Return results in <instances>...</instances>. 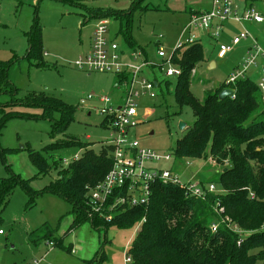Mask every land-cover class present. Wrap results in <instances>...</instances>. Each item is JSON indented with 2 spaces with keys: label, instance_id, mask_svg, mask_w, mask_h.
Segmentation results:
<instances>
[{
  "label": "rangeland",
  "instance_id": "1",
  "mask_svg": "<svg viewBox=\"0 0 264 264\" xmlns=\"http://www.w3.org/2000/svg\"><path fill=\"white\" fill-rule=\"evenodd\" d=\"M136 1L138 0H0V62L8 65L7 78H0V104L13 99L26 100L32 95H43L61 100L74 108L66 127L54 135V124L62 119L60 111L53 113L54 121H51L49 118L30 117L42 114L43 110L39 108H0V180L18 175L22 180H29L32 190L40 193L32 199L21 185H15L9 202L0 214V231H3L0 234V264H29L34 261L38 264H88L101 252L108 259V263L104 264H125L127 250L144 219L130 229H119L116 226H110L108 230L95 229L87 222L69 232L74 221L72 205L58 195L43 191L58 178L62 169L72 163L64 164L62 160L82 157L86 148L71 145L47 153L44 149L57 141L78 140L86 143L87 149L99 154L110 135L108 128L102 125L104 117L100 115V108L103 105L98 99L86 104H82V100L88 95L115 99L120 97L122 92L116 89V76L103 72L89 73L75 66L79 57L90 50L93 31L99 20L90 11L96 9V13L109 9L128 13L136 5L137 9L131 17L134 46H130L120 33L121 21L117 17L107 18L109 38L116 40L122 49L138 48L141 51L139 47L148 48L150 55L152 54L149 56L151 59H155L154 55L156 57L155 50L158 46L154 45L158 40L162 41L167 55L173 53L181 32L188 23L187 7L193 0H146L142 6ZM248 5H253L264 13L263 0L248 1ZM146 6L148 8L144 9ZM36 21L43 38L42 63L39 66L35 58L28 57L29 33ZM240 31L239 24L226 23L219 43L232 46L234 37ZM263 33L264 31L259 37ZM248 43L249 41H244L233 46L230 52L222 54L214 40L202 38L205 60L192 71L190 85V92L197 100L203 102L208 91L221 87L244 64ZM143 55L146 58L145 53ZM153 61L160 62L159 59ZM155 75L161 82L160 89H157L158 98L141 99L138 120L144 123L134 127L132 135L143 148L172 154L173 162L165 166H172L182 180L197 178L202 182L214 181L229 161L221 164L213 155L206 159L175 156L177 141L194 125L196 118L190 107L180 108L176 104V78L168 79L171 84L167 88V79L160 72H150V79ZM258 76L253 71L246 77L257 83ZM8 92H13L14 96ZM92 107L96 109L91 111ZM11 110L25 113L28 117L11 118L2 125L1 119ZM263 111L264 101L261 97L260 109L251 120L263 118L264 114L260 115ZM180 122L187 125L186 129H180ZM31 150L45 155L51 168L47 175H38V170L29 157ZM216 186L217 193H222L223 190ZM45 224L55 231L57 238L64 239V245L70 247L72 252L49 246L44 240L39 246L31 243L30 233Z\"/></svg>",
  "mask_w": 264,
  "mask_h": 264
},
{
  "label": "trees",
  "instance_id": "2",
  "mask_svg": "<svg viewBox=\"0 0 264 264\" xmlns=\"http://www.w3.org/2000/svg\"><path fill=\"white\" fill-rule=\"evenodd\" d=\"M145 1L138 0L136 3H141L140 6H142ZM135 7L128 13L112 10L90 12L96 18L107 19L112 16L120 18V33L130 46H134L131 17L137 9ZM146 8L148 6L144 7ZM29 41L28 57L35 58L39 66L42 63L43 38L38 21L29 33ZM204 60V51L200 44L184 52L179 51L175 55V63L182 71L175 80V102L180 108L190 107L196 121L187 129L184 137L177 141L174 154L178 158L192 159H206L209 155H213L221 164L228 160L229 164L224 165L218 178L214 181H203L204 185H218L223 192L209 193L205 200H201L186 198L184 191L178 187L158 184L153 187L149 205L121 212L112 222L92 220L87 213L86 187L101 182L110 170L111 149L103 146L102 151L96 154L93 150L87 149L86 143L78 140L57 141L45 148V152L71 145L86 148L83 156L62 169L58 178L43 191L58 195L72 205L74 221L69 232L87 222L95 229L108 230L110 226L130 229L145 219L129 247L131 264H257L264 262V231L261 229L264 225V117L251 120L260 109L262 95L258 84L250 77H246L239 79L234 85L225 82L218 89L208 91L204 101L200 102L190 92V85L192 71ZM7 66L0 62L1 80L7 78ZM170 84V81H165L167 88ZM223 89H231L235 97L221 100L219 95ZM11 96H14L13 92ZM6 106L13 109L17 106L39 108L43 110L42 114L30 117L49 118L51 121H54L53 113L60 111L62 119L54 124L53 135L66 127L67 121L74 112V108L63 101L43 95H32L26 100L14 101L13 99L6 104H0V108ZM15 117L27 118L28 116L11 110L4 114L1 119L2 125L8 119ZM29 157L37 168L38 175H47L51 168L45 155L31 150ZM58 164H56V170L59 168ZM17 184L21 185L32 199L40 194L32 190L29 180H22L18 175L0 180V214L9 202L10 195ZM252 194L254 197L251 196ZM217 202L225 209L221 215L214 210ZM226 217L233 224L238 225L243 234L235 233L223 224L221 220ZM214 223H220L216 233L211 229ZM244 233L247 235L244 236ZM29 238L36 246L44 240L72 252L70 247L64 245V239L57 238L55 231L47 224L31 232ZM101 253L88 264L108 263L106 255Z\"/></svg>",
  "mask_w": 264,
  "mask_h": 264
},
{
  "label": "built area",
  "instance_id": "3",
  "mask_svg": "<svg viewBox=\"0 0 264 264\" xmlns=\"http://www.w3.org/2000/svg\"><path fill=\"white\" fill-rule=\"evenodd\" d=\"M228 22L241 26V31L234 37L232 46L219 43ZM263 24L264 13L254 6H247L245 0H212L211 8L207 12L190 16L171 55L164 51L162 41L156 42L158 46L156 54L160 62H155L145 58L139 50L124 51L116 40L109 38L108 19L99 18L93 31L90 50L79 57L75 66L89 73L103 72L115 75L116 89L120 90L122 95L117 99L88 95L82 100V104H86L88 101L98 99L103 105L100 108V115L104 117L102 125L110 132L103 146L111 149L112 160V166L104 179L86 187V205L90 219L112 222L121 212L149 205L153 187L158 184L178 187L184 191L186 197L201 200H205L209 193L218 192L215 184L204 185L202 181L196 180L197 178L182 180L172 166L171 168L165 166L173 162L174 156L141 147L139 141L132 135V130L144 123L138 120L142 107L141 99L158 98L157 89H160L161 82L156 75L150 79L149 73L158 71L167 80L178 78L182 71L175 63L176 53L202 43V35L214 40L222 54L230 52L233 46H238L244 41L250 42L244 64L237 68L226 84L234 85L249 73L257 72L259 75L257 84L264 101V45L252 29L253 26ZM94 109L96 108L92 107L91 111ZM79 158L80 156L65 158L62 161L69 164ZM251 196L254 197L253 194ZM214 210L218 215L225 212L219 202L216 203ZM221 222L235 233L243 234L238 225L233 224L228 217L222 218ZM219 226L220 223H214L212 231L216 233ZM261 229L264 231V225ZM0 234L3 232L0 231ZM246 235L244 233V236ZM49 246L53 247L54 244L49 243ZM128 252L129 248L125 264L132 263Z\"/></svg>",
  "mask_w": 264,
  "mask_h": 264
},
{
  "label": "crops",
  "instance_id": "4",
  "mask_svg": "<svg viewBox=\"0 0 264 264\" xmlns=\"http://www.w3.org/2000/svg\"><path fill=\"white\" fill-rule=\"evenodd\" d=\"M246 1V0H245ZM211 3H212V0H193L191 3H190V5H189V7H187V13H188V18L190 19V16H192V15H194V14H200V13H205V12H207L210 8H211ZM246 3H247V6H253V5H248V2L246 1ZM241 6H243V5H241ZM105 9H107V8H105ZM96 10V9H95ZM94 10V11H95ZM107 10H109V9H107ZM189 21V20H188ZM229 23V22H228ZM231 23V22H230ZM252 29H253V32H254V34L256 35V36H258L259 37V34L261 35V33L264 31V25H261V26H258V27H252ZM264 34V33H263ZM204 37H207V36H205V35H202V38H204ZM209 38V37H208ZM260 38V40H261V43H263V45H264V38H263V36H260L259 37ZM250 43V42H249ZM248 43V44H249ZM200 45H202V43H199ZM250 45V44H249ZM154 46H157V44H155ZM249 47V46H248ZM140 49H141V51H142V53H145V55H146V58L147 59H150V60H157L158 58H157V54H156V57H155V55L153 56V58H155V59H151V58H149V56H152V54L150 55V51H149V49L148 48H145V47H139ZM130 50H138V48H136V49H134V48H129ZM155 49H156V47H155ZM124 51H130V50H128V49H123ZM155 51H157V49L155 50ZM155 54V53H154Z\"/></svg>",
  "mask_w": 264,
  "mask_h": 264
},
{
  "label": "water",
  "instance_id": "5",
  "mask_svg": "<svg viewBox=\"0 0 264 264\" xmlns=\"http://www.w3.org/2000/svg\"><path fill=\"white\" fill-rule=\"evenodd\" d=\"M212 66H215L212 64ZM234 97V92L231 89H223L222 92L219 95V98L221 100L227 99V98H232ZM179 127L181 130L186 129L187 125L183 122H180Z\"/></svg>",
  "mask_w": 264,
  "mask_h": 264
}]
</instances>
